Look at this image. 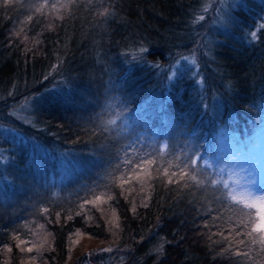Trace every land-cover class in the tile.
Returning a JSON list of instances; mask_svg holds the SVG:
<instances>
[{
    "label": "trees",
    "instance_id": "16d2710c",
    "mask_svg": "<svg viewBox=\"0 0 264 264\" xmlns=\"http://www.w3.org/2000/svg\"><path fill=\"white\" fill-rule=\"evenodd\" d=\"M205 1L0 0L1 174L16 192L0 201V264H24L30 242L40 264H67L76 229L129 244L136 264H264L256 208L191 163L219 124L249 132L262 114L264 0L236 8L206 65L161 83L202 36ZM30 92L31 122L11 112Z\"/></svg>",
    "mask_w": 264,
    "mask_h": 264
},
{
    "label": "rangeland",
    "instance_id": "374dc122",
    "mask_svg": "<svg viewBox=\"0 0 264 264\" xmlns=\"http://www.w3.org/2000/svg\"><path fill=\"white\" fill-rule=\"evenodd\" d=\"M53 4H56L55 1ZM242 4L247 6L248 0H206L203 4V13H207L209 18L202 29V36L191 51L177 56L169 64L159 68L164 71L161 83H165L167 86L182 69L192 68L196 71L199 70L201 64L206 65V62L215 55V48L219 46L220 42L233 36L240 18L235 10ZM262 25H264V11L261 12V18H258L256 27ZM198 80L201 81V78ZM35 97L32 92L27 94L21 102L12 106V114L31 122L34 118L32 102ZM114 113L116 115L112 122L117 121L121 114L120 111ZM122 116L124 117V114ZM130 116L132 115L125 113L124 121L127 122V126L133 123L130 121ZM247 119L249 120L248 117ZM231 120L233 122L237 120V117H232ZM244 123V131L239 130L238 125H230L228 121L219 124L216 127L215 140L210 145L207 143L201 154L199 152L194 155L191 163L198 172L207 173V177L214 183H222L227 187L231 197L256 208L260 217V226L264 228V109L256 126L251 129L252 131H247L249 121ZM5 128L7 129V127ZM0 130H3L1 125ZM159 132L163 134L159 143V148L163 151L167 148L168 142L163 139L166 133L159 130L156 134L158 135ZM143 141L145 140H142V137H136L129 149L130 155H139L138 163H145L146 166L149 161L143 157L146 156L145 150L149 146L146 144L142 150ZM206 146L209 147L206 148ZM176 160L178 164L182 162L180 158H176ZM4 163V149L0 145V201L7 203L14 200L16 192L10 184L6 187L2 186L4 176L1 174V168ZM182 163L184 164V162ZM65 165H63V169H65ZM64 171L66 172V170ZM58 177L56 178L59 181L60 175ZM134 179L142 182V172L137 173ZM100 200L101 198L92 199L87 204L98 203ZM27 231L28 239L35 237L37 232L34 227ZM103 243L98 237L90 236L80 229L74 230L69 239L70 252L67 256V264H136L134 252L129 244ZM36 248L33 242L24 246L22 253L24 264H40Z\"/></svg>",
    "mask_w": 264,
    "mask_h": 264
}]
</instances>
